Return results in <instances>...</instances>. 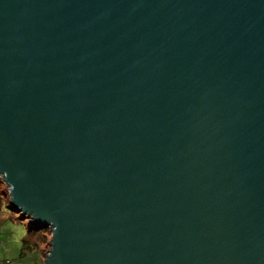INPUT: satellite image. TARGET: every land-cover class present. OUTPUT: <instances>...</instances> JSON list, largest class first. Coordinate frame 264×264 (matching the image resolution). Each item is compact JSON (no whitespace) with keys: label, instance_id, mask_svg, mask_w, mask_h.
I'll return each mask as SVG.
<instances>
[{"label":"water","instance_id":"1","mask_svg":"<svg viewBox=\"0 0 264 264\" xmlns=\"http://www.w3.org/2000/svg\"><path fill=\"white\" fill-rule=\"evenodd\" d=\"M0 170L48 264H264V0H0Z\"/></svg>","mask_w":264,"mask_h":264},{"label":"clouds","instance_id":"2","mask_svg":"<svg viewBox=\"0 0 264 264\" xmlns=\"http://www.w3.org/2000/svg\"><path fill=\"white\" fill-rule=\"evenodd\" d=\"M23 173H17V176H22ZM15 185L9 180L7 170H0V247H16L21 249V254L8 264H48L49 258L53 254L54 237L58 230V225L52 220H46L44 228L49 230V246L47 257H41L39 261L26 257L23 251L31 246L30 228L29 225L36 220L37 214L35 211L27 209L23 203H18L14 196ZM16 204V209L11 207L8 210L9 203ZM31 217V219H29ZM3 264V261H0Z\"/></svg>","mask_w":264,"mask_h":264},{"label":"rangeland","instance_id":"3","mask_svg":"<svg viewBox=\"0 0 264 264\" xmlns=\"http://www.w3.org/2000/svg\"><path fill=\"white\" fill-rule=\"evenodd\" d=\"M11 204L8 205V210L11 211ZM30 231V229H29ZM49 230L40 229L38 231H30L31 246L23 251L26 257L39 261L41 257H46L49 246L48 241ZM21 249L16 247H0V261L3 264H8L9 261L14 260L18 255L21 254Z\"/></svg>","mask_w":264,"mask_h":264},{"label":"trees","instance_id":"4","mask_svg":"<svg viewBox=\"0 0 264 264\" xmlns=\"http://www.w3.org/2000/svg\"><path fill=\"white\" fill-rule=\"evenodd\" d=\"M30 228H36V227H34L33 225L30 224ZM32 230H36V231H38V230H40V229H30V231H32Z\"/></svg>","mask_w":264,"mask_h":264}]
</instances>
